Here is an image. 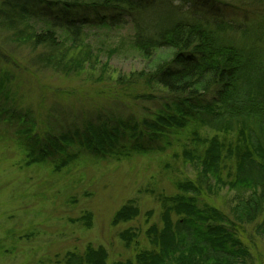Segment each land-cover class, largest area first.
Segmentation results:
<instances>
[{
	"label": "rangeland",
	"instance_id": "374dc122",
	"mask_svg": "<svg viewBox=\"0 0 264 264\" xmlns=\"http://www.w3.org/2000/svg\"><path fill=\"white\" fill-rule=\"evenodd\" d=\"M174 1L176 5L184 2ZM222 13L233 16L229 11ZM70 15L92 18L85 12ZM46 28L39 17L10 12L0 0V264H51L56 257L58 264H67V253L82 254L89 245L106 250L107 264L133 261L136 253L150 247L146 230L161 228L162 197L175 195L180 192L178 184L196 179L192 160L209 158L205 152L211 139L220 144L222 158L227 159L218 170L221 183L211 176V189L200 195L199 204L229 218L250 194L245 188H232L238 150L244 146L239 132L210 129L188 118L179 129L163 134L151 130L153 138L143 141L146 152L133 149L140 128L146 134V123L158 124L157 117L174 109L159 87L140 81L121 84L117 78L147 73L169 61L173 50H157L144 58L131 46V25L110 31L89 28L86 55L68 49L69 44H63L68 50L65 56L53 55L63 60V66L76 63V58L78 63L84 60L82 67L57 70L44 63L28 42L30 34ZM20 114L26 116V123L19 121ZM99 117L108 120V128L120 137L108 153L94 156L76 141L46 164L27 165L39 157H29V149L19 143L22 128L33 124L37 134L67 135L86 122L97 125ZM126 119L131 122L125 123ZM129 129H135L134 137ZM154 135L160 137L154 139ZM51 162L66 166L54 171ZM124 206L134 207L139 215L114 225V217ZM86 213L91 214L88 225L72 222ZM262 221L258 217L249 224L234 220L233 229L246 250V264H264ZM128 228L138 232L131 247L119 237Z\"/></svg>",
	"mask_w": 264,
	"mask_h": 264
},
{
	"label": "trees",
	"instance_id": "16d2710c",
	"mask_svg": "<svg viewBox=\"0 0 264 264\" xmlns=\"http://www.w3.org/2000/svg\"><path fill=\"white\" fill-rule=\"evenodd\" d=\"M198 2L184 0L176 5L174 0H2L10 12L39 17L46 23L47 28L30 34L28 42L39 51L44 63L57 70L82 67L84 60L78 63L76 58V63H70L72 67L63 66V60L53 55L67 53L63 44L85 54L89 28L110 31L131 25V46L144 58L157 50H173L169 61L147 73L117 78L121 84L140 81L159 87L170 97L168 105L174 109L159 115L162 117L156 118L158 124L146 123V134L139 129V140L134 139L133 147L137 153L147 151L143 141L153 138L151 130L163 134L171 128L179 129L188 118L210 129L239 132L242 138L244 146L238 150L232 188H245L250 194L229 218L216 208L199 204L200 195L211 189V176L221 183L218 170L227 159L222 158L220 144L211 139L205 152L209 158L198 156L192 160L196 179L178 184L180 192L173 196H161L162 225L146 230L149 249L136 253L133 261L115 264H246V250L233 229L234 220L249 224L258 217L264 223V0ZM223 10L233 16L225 17ZM72 12H85L92 18H74ZM7 115L4 113V119ZM20 115L19 121L25 122L26 116ZM107 121L99 117L97 125L86 122L82 129L76 127L71 134L58 136L37 134L33 124L22 128L19 143L29 149V157H39L30 159L27 165L46 164L58 153L67 152L76 141L94 156L105 155L120 139L117 131L108 128ZM128 122L131 121L126 119ZM135 129L138 130L136 126ZM135 129H129L130 137H134ZM50 164L54 171L66 166L65 162ZM138 215L134 207L124 206L113 224L130 222ZM80 221L88 225L91 214L72 220ZM137 236L133 228L119 235L126 247L136 244ZM64 257L67 264H107V252L101 246L89 245L82 254L67 253ZM59 262L56 257L51 264Z\"/></svg>",
	"mask_w": 264,
	"mask_h": 264
}]
</instances>
